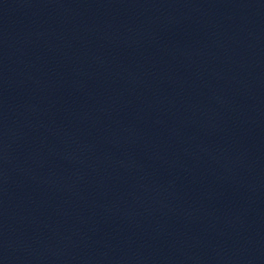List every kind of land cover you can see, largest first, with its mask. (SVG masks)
<instances>
[{"label":"water","instance_id":"water-1","mask_svg":"<svg viewBox=\"0 0 264 264\" xmlns=\"http://www.w3.org/2000/svg\"><path fill=\"white\" fill-rule=\"evenodd\" d=\"M0 121L264 134V0H0Z\"/></svg>","mask_w":264,"mask_h":264}]
</instances>
